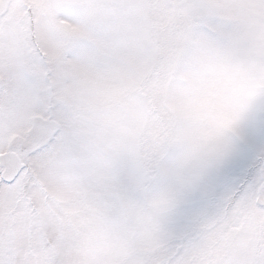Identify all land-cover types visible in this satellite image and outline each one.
Segmentation results:
<instances>
[{"label": "snow or ice", "instance_id": "snow-or-ice-1", "mask_svg": "<svg viewBox=\"0 0 264 264\" xmlns=\"http://www.w3.org/2000/svg\"><path fill=\"white\" fill-rule=\"evenodd\" d=\"M0 264H264V0H0Z\"/></svg>", "mask_w": 264, "mask_h": 264}]
</instances>
